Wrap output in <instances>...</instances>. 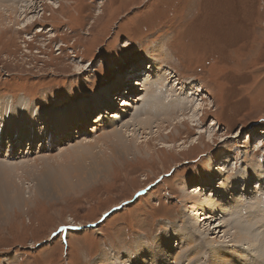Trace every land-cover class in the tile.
<instances>
[{
    "label": "rangeland",
    "instance_id": "obj_1",
    "mask_svg": "<svg viewBox=\"0 0 264 264\" xmlns=\"http://www.w3.org/2000/svg\"><path fill=\"white\" fill-rule=\"evenodd\" d=\"M29 1L0 0V7L23 9ZM31 5L35 11L18 23L0 19V122L6 117L8 124L30 125L34 117L41 125L47 115L61 126L72 124L68 131H75L52 147L50 156L37 151L38 141L48 142L46 134L41 140L35 136L30 143L36 151L18 166L8 164L25 160L20 148L14 162L4 160L0 149V191L12 197L15 186L35 189L25 173L35 158L48 171L46 178L49 173L62 176L69 187L49 196L32 193L29 207L9 201L0 221V264H264L260 241L258 248L248 246L246 232L251 224L264 230V214L249 204L250 197L264 204L262 192L253 194L264 169V0H32ZM4 7L0 12L6 16ZM149 65L153 72L173 74L180 88L189 83L184 93L201 102L195 121L185 120L177 128L167 121L168 134L161 137L141 128L135 136L138 146L132 135L128 144L137 147L121 154H114L103 137L115 128L99 125L102 112H91L92 122L75 134L78 115L103 105L112 92L120 96L119 78L138 71V77L127 80L143 83ZM138 86L130 122L146 117L141 103L149 106L157 96ZM180 88L173 91L181 94ZM130 89V84L123 86L119 100ZM121 107L118 112L125 115L128 108ZM66 110L73 119L61 115ZM200 131L204 138L198 137ZM98 153L97 158L108 160L96 176L72 175L82 168L80 162L93 169ZM212 164L225 172H215ZM246 169L253 176L250 183L243 177ZM38 174L34 177L49 186ZM214 182L226 193L231 192L227 184L236 188L235 203L229 199L225 215L212 209L225 193L211 194ZM198 185L203 190L197 206L206 219L197 226L203 234H191L187 227L195 228L190 214L197 208L182 195L184 190L196 194ZM214 220L222 226L209 231ZM236 232L243 237L234 238ZM257 238L263 243L264 236ZM188 240H195L196 247ZM215 249L223 255L214 256Z\"/></svg>",
    "mask_w": 264,
    "mask_h": 264
},
{
    "label": "bare ground",
    "instance_id": "obj_2",
    "mask_svg": "<svg viewBox=\"0 0 264 264\" xmlns=\"http://www.w3.org/2000/svg\"><path fill=\"white\" fill-rule=\"evenodd\" d=\"M31 3H32V0L28 2V5H27L28 7H24L23 9L17 8L16 6H11V5L5 6V7L2 6V7H4L7 10V12H9V14L7 13V15L4 16L2 14L3 12H0L1 13L0 14L1 21L9 20L11 22L18 23L19 21L22 20L21 19L22 16L27 17L30 12L35 11L34 10L35 7H34V5H31ZM2 7H0V9ZM21 10H24L25 13L21 12ZM24 21H25V19H24ZM151 62H153V61H151ZM146 69L148 71L144 70L145 73H150V74H148V76L144 77V75H143L144 73H142V72L140 73V75H143V77H144V82L143 83H139L141 81V80H139V78L136 81L137 83H134L135 81L132 82L133 80H129V79L127 80V78H130V79L134 78L135 79L136 77H138V75H139L138 71H137V73H135V74H133L131 76L128 75L127 78L124 76V78H119L116 81L118 83H117V86H115V87H116V89H118V93H120V96L122 94H124L123 93L124 92L123 91V86H124V89H125V87H128L129 84H130L131 89L129 90V93L127 94V96L129 98L127 97L123 101L122 100L119 101L120 96L117 97L116 96L117 93H113L111 91L112 93L110 94L108 99L106 98V100H105V102L103 104L104 106L102 104H97L96 106L94 105V107H93V105H92V106H90L89 109H87L88 111L84 110V113L82 115H78L79 118L77 119V124L76 125L79 124V127L77 128L78 130L76 129L75 134H77V132H81L85 127H87V125L89 123L92 122V119H91L92 116H90L91 112L92 113L98 112L96 115H99V113L102 112L99 115V117L96 119V121L101 122V123H99V125H102L103 127L107 126V127H109L110 130L115 128L113 131L109 132L108 134L103 135V137L106 138L105 140H107V139L109 140L110 145H111L110 148L114 151V154H121L123 152L130 151L133 147H137L138 146L136 144L135 136H136V132L139 131L141 128H143L145 130L150 129L149 134L157 132V134H158L157 137H161L162 136V132H164V131H166V133L168 134L167 127L164 125L167 121H168V126L172 125L174 128H177L178 123L184 122L185 120H193V121H195L196 120L195 119V117H196L195 112L197 111V109L199 107H201V102L198 101V99L194 100L195 97H193L192 95H189V94L187 95L186 93H184V91L188 90L187 88H189L188 87L189 83L184 85V88L183 87L180 88V87H178L179 83L176 82V80L174 79V75L171 74L170 72H162V73H159L158 71L157 72H153V68H152V66L150 67V65L148 67H146ZM151 77H155L154 82L150 81L149 78H151ZM125 80L128 83L125 84V85H121L123 83V81L125 82ZM138 85H140V86L144 85L145 89H147L149 92L154 91L156 93L155 95H157V96L156 97H152V103L149 106H144L143 107V103H141L142 111L147 115L146 117H143L142 119H139V120H136V121L133 120L132 122H130L127 119L128 118H132L133 115L136 114V109L135 108L132 109V106H133L134 103L137 102L138 93H135V91H137L139 89ZM112 86H114V85H112ZM174 86L177 87V88L182 89L181 94L180 93L178 94L177 91L176 92L173 91ZM106 91L107 90H105L104 92H106ZM152 94H154V93L152 92ZM108 101H109L108 105L105 106V103L108 102ZM121 101H122V104H121ZM83 105L88 106L89 103H88V105H87V103H84ZM122 105H125L128 108V110L125 113V115H123V113L118 112L120 110V108H122L121 107ZM157 106H158V108H157ZM187 111H190V115H188L186 117L184 112H187ZM67 112H68V110H66L65 112H62L61 115L63 113L65 114ZM115 112H116V114H115ZM107 113H109V114L107 115ZM67 114L69 116H71V119L74 118L72 113H67ZM36 115H38V114H36ZM41 115H43V114H41ZM41 115H40V117H41ZM50 115H51V113H50ZM2 116H7V113L4 111V114H3V112H2ZM23 116H24V114L21 116V118H23ZM38 116H36V117H38ZM181 116H183V117H181ZM27 117L28 116H25V118H27ZM1 119H3L4 121L0 122V149H3L4 152H5L4 153L5 159L4 160H8L10 162H14L15 159H13V158H15V151L17 149H19V148H20V152L21 153L23 152L21 154L22 155L21 158L23 160L25 159L23 162H20V163H9L8 167H11L10 164H17V166H18V165H22V164L28 163L27 158H28V156H30V152L34 153L36 151V150L33 151V149H35V146H33L34 142H33L32 145L30 143V142L33 141L35 136L38 135L36 138H39L38 140H41V139H44V136L46 134L45 141L47 139L48 142L47 143L46 142L42 143V142L38 141L39 142V148H37V151L40 154L41 151L43 150L42 153H41L42 154L41 156H48V154L50 156L52 154L51 153V148L55 147V145L57 143L59 144V142H61V141L63 142L65 140H67L68 138L74 136L73 133H71V131L72 130L75 131L74 128H72L71 131H68L71 127H73L72 124H64L63 126H61L60 124H57L53 120L51 122V120L49 118H47V115L45 117L41 118V120L45 119V120L42 121L44 125L43 124H41V125L39 124L38 125L36 123V119L34 117H29L30 125L29 124L28 125L25 124L26 122H18V121H15V120L10 121L9 124H8V121H7L6 117H3V118L1 117ZM8 119H9V117H8ZM71 119H69V120H71ZM157 119L159 121H157ZM49 120H50V122H49ZM88 120H89V122H88ZM47 123H49V124H47ZM107 127H105V128H107ZM154 128H156V129H154ZM47 132L52 133V134H48L47 135ZM202 132L203 131L198 132V137L199 138H204L205 137V133L204 132L202 133ZM17 136H19V139L21 141H18V142L16 141V140H18V139H16ZM55 136H57V137H55ZM131 136H132V138H131L132 142L134 141V145H137V146H133V147L129 146L128 139ZM13 138H14V140H13ZM209 138L213 139V136H210ZM24 139H27V140H24ZM23 141L26 142V143H24L23 147L21 148L20 146L22 144H20V143L23 142ZM198 142H199V140L195 141V143H198ZM88 143H91V142H88ZM16 145L18 146V148H17ZM188 147H190V146H188ZM135 149L138 150V151L141 150L139 148H135ZM60 154H63V152L60 153ZM99 155L100 154L98 153V154H95L93 156V158H94L93 162H92L93 163V169L90 170L91 165L87 167V164H84L83 162H80L79 164L82 165V168H78V169L75 168V171L73 172L72 175L73 176H80L81 178H87L89 176H91V177L96 176L98 167L99 168L104 167L106 161L108 160V159L104 160L103 158H97V157H99ZM103 157H108V156H107V154H104ZM48 158H50V157H48ZM43 159H45V158H43ZM1 161H3V160H0V162ZM38 161H39V164H40V160L39 159L37 160V158H35L32 162H36V164L33 167H31L30 169H27L26 172H25V173L28 174V177L26 179L29 182L30 181H34L35 182V184H36V188L35 189H31V191L30 190H26L27 188L25 186L26 189L24 188V190H23V188L19 189V188H16L17 186H15V190H11L12 197H10L9 194L0 191V221H3L6 218L5 217L6 212L9 211V208H8L9 201L15 202L16 204L19 205V207H20V205H23L25 207H29L30 203H32V195H34L32 193L36 192L38 194H43V195L49 196L50 194L61 192L62 190H64V189L69 187L68 184L66 183V181L62 179V176H55L52 173H49L51 175V177L46 178V171L47 170L45 169V166H43V165H42V168H40L39 164H37ZM214 162H216V161H214ZM49 164H50V162H49ZM216 165L217 164H212V165H210V167L215 172L223 174L225 171L220 169ZM262 165H264V164H261V167H262ZM226 166H228V165H226ZM1 168L2 167H0V169ZM37 171L39 172L38 177H40L41 179H44L46 181V183L49 184V186H45L40 179H37V178L34 177V175L36 174ZM248 175H250V173L246 169L243 177L247 176L246 177V181L250 183L252 181V179H253V176L251 175L252 177H249ZM257 177L260 178L261 181L259 183H257V185L255 184L256 186L254 188L253 194H255V196H256V194L262 192V194L264 195V190H263L264 188L263 189L261 188L262 185L264 184V169L260 170L258 172ZM0 181H2V180H0ZM80 181H82V180H80ZM232 182H235V181H232ZM21 183L22 182L20 181V184ZM232 184H229V185L227 184L225 190L226 189L227 190H231V192L226 193L224 190L216 188L217 187V183L216 182L213 183L214 188H211V189L214 191V193H211V194L215 195L217 192H225V193H223V195H224L223 198H222L223 201L218 202L216 200V203H218V204H215V202H214V204L212 205V209L216 213H218V214L221 213V210H224V212L222 213L224 215H225V213H229L230 212V211H228V209H226V207L228 205H231L229 203V199L232 200L233 203H235L234 202L235 199H234V193L233 192L236 190V188H234L232 186ZM234 184H236V183H234ZM246 185L248 186L249 184H246ZM202 190H203L202 186L198 185V187L195 189V191H197L196 194L189 193V192H187L185 190L183 191L182 197L184 199L194 200V203H195L194 207L196 206V208H197V209H194V211L196 210L195 211L196 213L190 214V216L192 218V219L191 218L190 219H191L193 225L195 226V228L187 227V229L189 230V232L191 234H193L195 231H197L200 234H203V232H202L203 229L197 228V226L200 225L201 221L203 219H206V218L201 216V213H200L199 208L197 206V205H199L201 203V199L200 198H201V195H202L201 194ZM26 192H28V193L30 192V194L27 195ZM226 197L228 198V200H227ZM250 198H251L250 201H252V203H249L250 201H247V202L250 204V206L252 205L251 207L254 208L253 211L256 212V213L264 214V211H263L264 209L263 210L260 209V208L257 209L256 206H255V205H257L259 207V206H263L264 204H261V203H258L257 201H255L254 197H250ZM245 199H247V197ZM241 200H243V199H241ZM255 203H257V204H255ZM246 208H247V206H246ZM250 211H252V210H250ZM208 217L211 219V218L215 217V215L210 214ZM234 219H236V218H234ZM261 220H262V218H261ZM234 225H237V224L235 223ZM242 225L240 226L241 229H243ZM221 226L222 225L218 221V222L215 223V225H214V227L212 229L210 228L209 231H213L214 228H218V227H221ZM256 227L258 228V226H256V224H251L250 227L247 226L246 232H247V240H249L248 241V246L251 245L254 248H258V247H255V245H256L257 241L258 242L260 241L258 246L260 245V247L262 248L260 250H262V254H264V241H263V243H261L262 241L258 240L259 238H257V237H261L262 238L264 236V230H261L259 228L256 229ZM204 232L205 233L207 232L205 228H204ZM214 232H217V231H214ZM207 234H208V232H207ZM261 235H263V236H261ZM255 236H256V239H255ZM241 237H243V235H241L238 232H236L234 234V238H241ZM188 245L190 247H196V241L195 240H188ZM215 252L216 253H215L214 256L223 255L221 249H215ZM256 253H257V251H256Z\"/></svg>",
    "mask_w": 264,
    "mask_h": 264
},
{
    "label": "trees",
    "instance_id": "obj_3",
    "mask_svg": "<svg viewBox=\"0 0 264 264\" xmlns=\"http://www.w3.org/2000/svg\"><path fill=\"white\" fill-rule=\"evenodd\" d=\"M162 217H164V216H157L156 219H159V218H162Z\"/></svg>",
    "mask_w": 264,
    "mask_h": 264
},
{
    "label": "snow or ice",
    "instance_id": "obj_4",
    "mask_svg": "<svg viewBox=\"0 0 264 264\" xmlns=\"http://www.w3.org/2000/svg\"><path fill=\"white\" fill-rule=\"evenodd\" d=\"M78 71H79V69H78Z\"/></svg>",
    "mask_w": 264,
    "mask_h": 264
}]
</instances>
